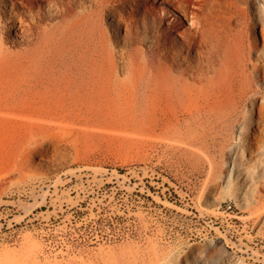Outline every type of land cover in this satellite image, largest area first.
<instances>
[{"label":"rangeland","instance_id":"374dc122","mask_svg":"<svg viewBox=\"0 0 264 264\" xmlns=\"http://www.w3.org/2000/svg\"><path fill=\"white\" fill-rule=\"evenodd\" d=\"M92 1L73 0L64 19L79 17ZM228 1V14L247 7L230 26L251 24L247 41L257 54L250 59L264 68V7L259 0ZM156 5L165 7V18L181 17L183 33L193 29L170 5ZM99 20L112 79L126 78L128 57L133 65L155 64V54L142 55L147 42L124 46L123 29L117 41L114 21ZM44 40L37 29L29 40L13 31L5 38L15 69L4 81L12 96L6 101L0 93V264H264V72L252 78L246 107L232 114L237 121L216 124L213 139L192 145L167 138L135 109L132 95L119 107L79 109L66 101L38 109L37 92L52 88L69 61L61 49L40 60ZM143 95L135 93L138 106Z\"/></svg>","mask_w":264,"mask_h":264},{"label":"bare ground","instance_id":"6f19581e","mask_svg":"<svg viewBox=\"0 0 264 264\" xmlns=\"http://www.w3.org/2000/svg\"><path fill=\"white\" fill-rule=\"evenodd\" d=\"M156 2L166 3L183 17L190 18L193 29L183 33L179 29L184 28L181 17L173 13L170 18L163 17L160 11L165 7L156 5ZM228 2L193 0L195 8L188 0H93L84 5L86 9L79 17L64 19L73 0H0V9L3 8V11L0 10V93L4 92L3 98L8 101L12 85L4 81L15 69L14 61L4 47L6 35L10 31L14 34L18 32L20 37L29 40L37 29L39 35H45L42 45L44 55H40V60L45 59L49 52L60 49L69 60L59 75L52 79V88L37 92L41 101L38 109L56 110L65 107L66 101L70 107L100 109L103 103L115 102L118 105L121 99L132 95L135 109L139 107L140 112L148 116L167 138H183L192 145L204 144L213 139L210 131L216 124L225 127L237 121L233 115L246 107L252 78L264 72L261 64L250 59L257 52L253 50L254 44L247 41L251 24L247 23L245 28L243 24L239 29L230 26L231 20L239 13L245 15L247 7L236 5L238 7L234 6L232 13L228 14L231 9ZM259 2L264 7V0ZM105 15L114 21L111 26L117 41L120 40L117 32L123 29L124 46L131 40L147 42L142 55L155 54V64L139 62L133 65L130 62L132 58L128 57L125 62V68L129 70L126 78L121 81L112 79L107 67L108 51L103 44L106 36L99 20ZM55 17L62 20L51 22ZM138 20L142 23L141 31L134 25ZM163 22L165 27H159ZM124 55L126 57V53L121 51L120 56ZM142 83L143 88L140 87ZM34 84L31 80L28 86ZM138 92L144 94L139 106L135 97ZM262 108L256 107L258 111ZM226 114H230L229 117ZM229 147V155H232L235 148ZM260 151L259 157L264 161V147ZM227 173L230 175L231 172Z\"/></svg>","mask_w":264,"mask_h":264}]
</instances>
